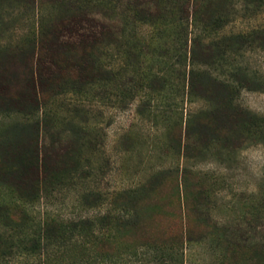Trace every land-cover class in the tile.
<instances>
[{
  "label": "rangeland",
  "instance_id": "374dc122",
  "mask_svg": "<svg viewBox=\"0 0 264 264\" xmlns=\"http://www.w3.org/2000/svg\"><path fill=\"white\" fill-rule=\"evenodd\" d=\"M78 1L68 40L112 30L99 70L33 115L0 105V158L39 159L0 178V264H264V0H211L226 22L195 43L191 25L180 31L184 0ZM38 11L0 0V64L16 75ZM186 220L191 236L170 250ZM233 244L250 251L230 262Z\"/></svg>",
  "mask_w": 264,
  "mask_h": 264
},
{
  "label": "trees",
  "instance_id": "16d2710c",
  "mask_svg": "<svg viewBox=\"0 0 264 264\" xmlns=\"http://www.w3.org/2000/svg\"><path fill=\"white\" fill-rule=\"evenodd\" d=\"M27 2L35 3L39 10L36 26L32 27L29 45L23 55L19 56L16 52L11 56V66L14 70L22 66L20 75H16V71L12 72L10 64H4V60L0 64V105L11 102L14 108L9 111L30 116L36 113L38 108L36 104L39 102L43 104L50 93L53 95H59L65 91L76 93L80 88V82L92 77L95 71L99 70L100 65L94 52L98 51L103 36L112 30L104 25L95 26L93 31L81 32L79 37L68 40L66 35L71 34L72 30L82 29L81 19L83 20L86 14L83 2L78 0H25V3ZM210 6L211 0H184L181 6L182 15L178 18L180 31L184 28L188 30L191 25L194 43L195 38L203 33H217L226 22L227 15L221 12V9L210 11ZM45 10L52 11L46 14ZM34 64L35 70L38 71L36 79L35 70L33 71ZM44 68L48 69V75L42 74ZM52 69L55 70L52 71ZM193 73L190 74V84L193 82ZM34 123L38 125L37 121ZM38 163V154L34 152L29 154L25 150H13V153L6 151L0 158V178L17 174L23 177L28 174V171L34 172L38 168ZM184 202L189 216L187 195L184 197ZM20 207L22 204L14 200L13 208L20 211L18 209ZM0 210H3L1 201ZM45 225L43 235L49 236L50 227ZM191 234V225L186 220L183 232L174 234L170 238V244L166 247L173 251H180L183 236L187 239ZM108 239H101L104 246L109 244ZM155 243L156 241L149 238L139 242L141 246L156 249ZM249 251V247L233 244L227 259L234 262L239 256L248 254Z\"/></svg>",
  "mask_w": 264,
  "mask_h": 264
}]
</instances>
